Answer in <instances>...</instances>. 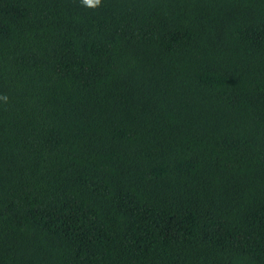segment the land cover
<instances>
[{
  "label": "trees",
  "instance_id": "1",
  "mask_svg": "<svg viewBox=\"0 0 264 264\" xmlns=\"http://www.w3.org/2000/svg\"><path fill=\"white\" fill-rule=\"evenodd\" d=\"M0 264H264V0H0Z\"/></svg>",
  "mask_w": 264,
  "mask_h": 264
},
{
  "label": "clouds",
  "instance_id": "2",
  "mask_svg": "<svg viewBox=\"0 0 264 264\" xmlns=\"http://www.w3.org/2000/svg\"><path fill=\"white\" fill-rule=\"evenodd\" d=\"M83 2L89 6V7H92V8H95L97 6L100 5L101 3V0H83ZM0 99H3L5 102H7V96H3V97H0Z\"/></svg>",
  "mask_w": 264,
  "mask_h": 264
}]
</instances>
